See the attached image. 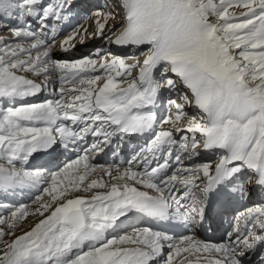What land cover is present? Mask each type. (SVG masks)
Here are the masks:
<instances>
[{"label":"snow or ice","instance_id":"1","mask_svg":"<svg viewBox=\"0 0 264 264\" xmlns=\"http://www.w3.org/2000/svg\"><path fill=\"white\" fill-rule=\"evenodd\" d=\"M0 264H264V0H0Z\"/></svg>","mask_w":264,"mask_h":264},{"label":"bare ground","instance_id":"2","mask_svg":"<svg viewBox=\"0 0 264 264\" xmlns=\"http://www.w3.org/2000/svg\"><path fill=\"white\" fill-rule=\"evenodd\" d=\"M79 51L81 52V48H79ZM80 52H78V53H80ZM23 202L27 204V203L30 202V200H27V199L23 198ZM34 218L32 220H28L27 223H25L24 227H27L32 221H34L36 219V218L35 219Z\"/></svg>","mask_w":264,"mask_h":264},{"label":"rangeland","instance_id":"3","mask_svg":"<svg viewBox=\"0 0 264 264\" xmlns=\"http://www.w3.org/2000/svg\"><path fill=\"white\" fill-rule=\"evenodd\" d=\"M92 29L91 28H89V31H91ZM5 35H6V33H5ZM78 52H80V51H78ZM31 203V201L29 202V203H27V204H30ZM34 217L33 216H30V217H28V219L26 220V221H24V225H25V223H27V221L28 220H32ZM36 218V217H35ZM34 218V219H35Z\"/></svg>","mask_w":264,"mask_h":264}]
</instances>
